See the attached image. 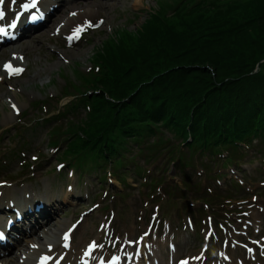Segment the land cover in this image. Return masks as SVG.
Masks as SVG:
<instances>
[{
  "label": "rangeland",
  "instance_id": "374dc122",
  "mask_svg": "<svg viewBox=\"0 0 264 264\" xmlns=\"http://www.w3.org/2000/svg\"><path fill=\"white\" fill-rule=\"evenodd\" d=\"M262 3L264 0H112L104 4L100 2L98 5L102 9L89 16L91 19L85 23L97 21L99 25L85 36L79 46L75 48L60 47L56 42H48L49 40L44 37L41 43L32 49L34 52L43 49V53L29 58V72L23 78L10 83L9 86L0 84V168L10 166V170L5 173V176H11L14 173L19 174L21 167H24L25 160L19 162V156L16 158H7V156L12 150L18 149L17 142L19 140L26 139L29 143L26 155L30 165L27 175L24 177H28V182L34 179L40 182L43 190L39 193L42 192L43 194L46 191L44 195L54 196V201L70 199L68 196L70 192L64 196L65 192L61 191V186L56 187V191H52L49 183L53 182L54 184L61 173L67 174V171L72 169L68 163L73 161L75 156L73 153L77 150V144L73 142V139L76 134L79 135L78 138L90 135V132L83 131L81 126H85L84 122L88 115L92 114V117H95V113L103 108L104 102L99 97L105 95L107 99L115 101L116 104L120 100L128 102L139 88L144 90L141 95L144 94L145 96L146 91L150 92L151 88L155 90L154 83L158 82L157 77L160 74L167 72L168 69L174 71L179 68L178 66H172V68L168 66L166 71L157 73L152 78L144 77L142 75L144 68H138V80L132 83L136 85L127 87L123 96L128 95L130 88L134 86H139V88L128 97L120 100L111 96L109 88L103 87L104 83L112 86L118 85L125 75L130 73L131 67L127 68L128 60H124V57L134 55V60H139L137 52L142 48L149 47L145 35H148L151 31L150 28L156 25L152 22L162 16L165 22L177 26L179 34L187 30V26L191 28L186 24L205 27L206 29L200 33V38L189 39L186 44L187 50L184 53L191 50L190 45L193 42L212 43L225 38L219 48L214 49V52H220L221 59L216 54H213L212 59L214 57L220 59L218 63L222 62V64L219 67L226 72L232 73L234 71V79H240L241 73L243 74L244 71L234 65L236 64L235 61L245 59L257 47L264 44V17L258 18L256 23L252 22L256 14L254 6L260 5L261 8ZM84 4L86 3H81V5ZM261 11L263 14L264 10ZM208 27L211 29H207ZM240 30H242L241 34L235 36L234 34ZM253 37H256V40ZM97 55L103 56L104 70L101 75L95 76L91 82L84 83L81 76L82 71L87 72L91 69L92 61ZM211 55L206 56L210 58ZM258 57L259 54H256L254 71L264 69V64L260 66L264 59L259 62ZM188 65H194V69L196 72L198 71L192 76L194 79L203 78L199 68L208 66L195 61L180 63V66ZM113 66H115L114 70ZM208 67L211 68V66ZM84 97L88 98L84 106H88L91 111L88 108H83V105L80 104V100ZM9 100L18 102L20 107L10 108L7 104ZM72 106L76 108L74 112H71L74 109L71 108ZM141 108L144 109L145 105L142 104ZM159 108L161 107L159 106ZM13 110H15V114L12 112ZM58 114H60V118H53ZM110 118L112 117H109L108 121ZM97 121L100 124L102 122L107 123L102 117H98ZM54 125H60L61 129L59 130L58 141L53 143L50 140L51 129L49 128ZM160 130L164 133L162 135L164 139L169 138V142L177 144L183 154L188 153L189 146H185L184 138L175 136L174 131L164 128ZM90 131L93 132V129ZM59 144L60 149L57 151L56 147ZM138 148V146L131 147L132 154L135 155L129 160L127 169L122 168L120 171V174L127 171L126 183L122 181L119 174H113V178L107 181L100 180L97 175H82L80 179L77 176L71 182L78 184L73 192L76 197L71 201L83 202L82 210L91 208L89 210L90 215L96 217L95 219L100 222V226L105 227L106 230L111 228L126 231L134 225L138 216L151 215V213L159 214L161 217L165 216L170 221H176L180 218L196 220L198 226L200 221L206 229L207 220L203 221L202 219L204 214L200 212L199 207L201 205L198 206L196 197L211 195L214 192L228 194L235 190L239 198L243 199V197L248 196L250 198L244 201H233L230 208L233 210L242 208L248 211L246 213H232L230 215L231 224L222 221L212 222L210 229L222 227L231 228L233 232H241L243 231L242 224L245 222V216L252 212V204L254 203L252 195L258 194L259 201L264 202V194L260 193L264 187L257 186L261 182L264 183V169L261 164H258L260 162L259 153L253 150L248 151L244 158V164L250 168L244 172H230L231 169H228L225 172V178L219 177L220 179L217 180L214 177L219 170L218 168L214 169L212 171L213 179L203 182L197 196L189 192L188 194L185 193L187 197H184L185 195H181L176 190L174 192L171 190L169 196V193H162V190L157 188L158 193H161L158 198L152 195L154 187L150 189L149 186L144 187L142 185V176L135 173L137 168L141 170L149 168L152 171V178L156 176L166 177L164 183L168 182L166 186L168 189L171 187L169 184L171 178L180 183L185 177L175 163L169 162L172 159L171 155L166 153L158 159L148 161L144 157H147L148 153L143 156L142 152H136ZM65 149H68V152L63 153ZM250 158L252 161L249 160ZM59 162L65 163L61 171L56 169ZM73 167L78 170V167ZM82 178H85L84 183L80 182ZM149 180L151 179L147 181ZM195 180L193 176L192 181ZM236 180H241V187H235L233 181ZM104 188H109L106 195L97 196ZM13 189L17 191L14 193L23 196L24 188L15 186ZM166 190L164 189V191ZM8 192H11L10 188H8ZM95 201L97 205L89 207ZM188 205L192 208V212L184 214L185 209L183 210L182 206ZM254 218L255 214L251 219ZM67 223L68 220H65L62 225L65 226ZM91 235L92 233H90Z\"/></svg>",
  "mask_w": 264,
  "mask_h": 264
},
{
  "label": "trees",
  "instance_id": "16d2710c",
  "mask_svg": "<svg viewBox=\"0 0 264 264\" xmlns=\"http://www.w3.org/2000/svg\"><path fill=\"white\" fill-rule=\"evenodd\" d=\"M254 8L256 14L252 22L256 23L258 18L264 17L261 11L264 10V3L261 4V8L260 5ZM155 23L156 25L150 28L149 34L145 35L149 47H146L147 50L142 48L137 52L139 60H134V55L124 57V60H128L127 68L131 67L130 73L126 74L118 85L104 83L103 87L109 88L111 96L120 100L139 88L134 86L129 89L127 96H123L127 87L136 85L132 83L138 80V68H144L142 75L146 78H152L157 73L166 71L168 66L179 68L174 71L168 69L167 72L160 74L157 77L158 82L154 83L155 90L151 88L150 92L146 91L145 96L141 95L144 90L139 88L128 102L120 100L116 104L105 95L99 97L104 102L103 108L95 113V117H92L90 112L91 115H88L84 122L85 126H81L83 131L90 132L91 139L85 141L82 137L78 138V134L73 139V142L80 143L77 150L81 152L80 156L75 158L85 157L92 161L97 158L102 161L118 159L121 161L120 165L125 164L123 153L127 149L128 139L134 138L136 142L141 143L149 135L161 134L162 132L155 129L154 124L160 125L161 128L167 127L175 134L185 136L187 145L191 147L190 153L193 156L191 160L195 155L200 156L202 153L212 155L213 158H209L208 162L204 158L199 160L205 169L204 175L207 176L213 170L209 165L210 162H219L221 163L219 167L224 169L241 162L247 148L257 152L264 151V69L254 71L256 54H259V62L264 59V44L257 47L245 59L235 61L234 65H237L244 73H241L240 79H234L235 72L222 70L219 67L222 62L218 63L221 59L220 52H214L225 38L212 43L193 42L190 45L191 50L184 53L189 39L200 38V33L206 28L186 24L191 28L187 26V30L179 34L177 26L165 22L162 16L152 22V24ZM209 27L207 29H211ZM242 30L234 35L241 34ZM256 37L253 39L256 40ZM205 53L212 55L208 58L206 56L208 54ZM213 54L218 55L220 59L217 57L212 59ZM96 61L100 64L101 70L98 73L93 71L83 76L84 83L91 82L95 76L103 72V56L97 55ZM194 61L211 66V68L208 66L199 68L203 78L192 77L198 73L194 65L180 66V63ZM263 64L264 61L260 63V66ZM114 69L115 66H113ZM94 99L97 100V98ZM142 104L145 105L144 109L141 108ZM126 105L128 106L125 107ZM98 117L104 118L107 123L100 124L97 121ZM109 117H112L110 121H108ZM91 129L93 132L90 131ZM192 135L194 139L191 142L189 139ZM256 140L258 141L255 142ZM98 142L101 143L99 147L96 145ZM246 144L248 147L245 146ZM87 145L90 146L87 147ZM161 147L154 145L153 154H159ZM65 152H68V149ZM184 156L182 158L186 164H192L191 160H188L189 157ZM91 170L94 169L91 168ZM185 186L190 187V181L186 182ZM203 201L210 203L206 198Z\"/></svg>",
  "mask_w": 264,
  "mask_h": 264
},
{
  "label": "bare ground",
  "instance_id": "6f19581e",
  "mask_svg": "<svg viewBox=\"0 0 264 264\" xmlns=\"http://www.w3.org/2000/svg\"><path fill=\"white\" fill-rule=\"evenodd\" d=\"M64 2H66L67 0H63ZM99 3H95V4H85V5H80V6H76L72 9V18H68V21H81L82 19H84L87 16L93 15L96 12H99L102 8L100 5H98ZM10 107L11 105L9 103H7ZM94 173H98V170H95ZM26 189H29L28 187ZM24 189V190H26ZM11 193L17 192L15 189L10 188ZM44 193H46V191H44ZM5 196H1V198H4ZM52 200V199H50Z\"/></svg>",
  "mask_w": 264,
  "mask_h": 264
},
{
  "label": "snow or ice",
  "instance_id": "6c2138e0",
  "mask_svg": "<svg viewBox=\"0 0 264 264\" xmlns=\"http://www.w3.org/2000/svg\"><path fill=\"white\" fill-rule=\"evenodd\" d=\"M35 2H36V0H33L32 5H24V7H25V8H28V7L34 6V5H35ZM0 3H3V0H0ZM3 15H4V13H3L2 11H0V18H2ZM12 26L14 27L15 25H12ZM4 31H5V30H4L3 28H0V33H4ZM5 67L10 69V68H11V65L8 64V65H5ZM15 71H16V72H19V71H22V70H20V69H16ZM13 107H15V106H13ZM91 247H95V244L90 245V248H91ZM185 264H186V262H185Z\"/></svg>",
  "mask_w": 264,
  "mask_h": 264
}]
</instances>
